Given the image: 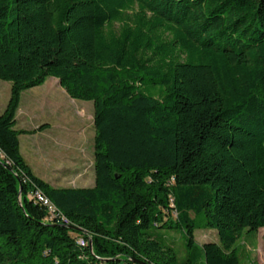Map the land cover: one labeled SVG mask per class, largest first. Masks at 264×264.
<instances>
[{"label": "trees", "instance_id": "trees-1", "mask_svg": "<svg viewBox=\"0 0 264 264\" xmlns=\"http://www.w3.org/2000/svg\"><path fill=\"white\" fill-rule=\"evenodd\" d=\"M49 77L93 103L92 187L20 153L48 127L15 129L21 93ZM0 80V264H240L264 228V0H0ZM160 230L184 233L183 261Z\"/></svg>", "mask_w": 264, "mask_h": 264}, {"label": "rangeland", "instance_id": "rangeland-1", "mask_svg": "<svg viewBox=\"0 0 264 264\" xmlns=\"http://www.w3.org/2000/svg\"><path fill=\"white\" fill-rule=\"evenodd\" d=\"M10 85V82L0 80V105L7 102L10 94ZM59 88L62 91L60 96H57L52 91L51 83H46L41 87L27 90L23 93L20 110H17L18 121L16 128H30L33 125H40L46 122H50L54 127L47 135L22 137V141L24 143L25 140H30V138L33 141H40L42 138V141H46L47 146H54L55 144L52 141L55 137H59L61 143L59 144L58 152L61 155L62 162H65L68 157H73L76 161L80 158L92 159L94 136L92 124L93 103L91 101L73 99L62 87L59 86ZM36 102L38 103L35 104ZM77 105L83 107L78 108ZM64 113L65 118L63 116ZM63 139H65V144ZM80 164L82 163H77L78 166ZM32 167L34 173L42 179H47V176H53V174L49 175L47 173L46 168H41L36 163H33ZM37 170L42 171V174ZM90 172L94 176L92 169ZM32 191L33 189L28 191L26 198L34 203L31 198ZM18 198L21 201V193L19 191ZM199 220L200 218L197 221ZM164 232H166L165 242L172 246L178 261H183L187 257L184 233L181 230L161 231V233ZM194 236L198 246L205 242H218L216 230L198 228L194 231ZM234 247L240 257V264H264V228H260L258 231L244 230L236 240ZM196 264H204L203 254L200 255Z\"/></svg>", "mask_w": 264, "mask_h": 264}, {"label": "crops", "instance_id": "crops-1", "mask_svg": "<svg viewBox=\"0 0 264 264\" xmlns=\"http://www.w3.org/2000/svg\"><path fill=\"white\" fill-rule=\"evenodd\" d=\"M46 83L52 84V91H54L57 94V96L62 95V91L59 88L60 85H59L58 79H56L54 77H49L45 81L44 84H46ZM41 86L42 85L37 86V87H41ZM37 87H33L31 89H34ZM31 89H28V90H31ZM24 92L21 93L18 110H20L21 97H22V95H24L23 94ZM36 95H38V94H36ZM55 95H53V96H55ZM6 103L7 102L0 105V114L3 112V110L6 106ZM37 103L38 102H36L35 104H37ZM77 107L82 108L83 106L77 105ZM17 113H16V118H15L16 123L14 126L16 130H27V131L28 130H35L40 125H42V124L33 125V127H30V128H25V127L24 128H16V124L18 121ZM63 116H64V118L66 117L65 113ZM43 124H45V123H43ZM46 124H48V127H46L43 130H37L35 133H32V134L22 133L19 135L20 153H21L22 157L24 158L25 162L30 166L33 174L35 176H37L34 173V170L32 167V164L36 163L39 167L46 168L47 173H49V175L53 174V176H51V177L47 176V179H42L41 177L37 176L38 178L48 182L53 187H61V188H66V187H92L94 185V176H92V173L90 172V170L92 169L93 159H91V158L90 159L89 158H87V159L80 158V159H78V161H76L75 158L68 157L65 162H62L61 158H60L61 155L58 152L59 144L61 143V140L59 137H55L54 140L52 141L55 144L54 146L53 145L47 146V144L45 143L46 141L45 142L42 141L43 140L42 138L40 139V141H36V140L33 141V139L30 138V140H25L23 143L22 137H37L36 135H47V133L52 131L54 126L50 122H46ZM63 143L65 144V139H63ZM83 157H85V156H83ZM79 162L82 163V164H80L81 168H80V165L79 166L77 165V163H79ZM37 171L40 174H42V171H40V170H37Z\"/></svg>", "mask_w": 264, "mask_h": 264}, {"label": "built area", "instance_id": "built-area-1", "mask_svg": "<svg viewBox=\"0 0 264 264\" xmlns=\"http://www.w3.org/2000/svg\"><path fill=\"white\" fill-rule=\"evenodd\" d=\"M31 198L34 200V201H36V202H38V204H40L41 206H43V208L46 210V212H47V217L49 218V219H54V218H58L59 217V220L61 221V222H63L64 224H69L68 222H65L64 220H63V218L58 214V212L56 211V209L55 208H53L50 204H49V202L44 198V197H42L41 196V194L37 191V190H33L32 191V194H31ZM79 240H81L84 244H85V241L82 239V238H79Z\"/></svg>", "mask_w": 264, "mask_h": 264}, {"label": "water", "instance_id": "water-1", "mask_svg": "<svg viewBox=\"0 0 264 264\" xmlns=\"http://www.w3.org/2000/svg\"><path fill=\"white\" fill-rule=\"evenodd\" d=\"M19 193H21V183H19ZM68 229H74V230H77V231H80V229L74 227V226H67Z\"/></svg>", "mask_w": 264, "mask_h": 264}, {"label": "bare ground", "instance_id": "bare-ground-1", "mask_svg": "<svg viewBox=\"0 0 264 264\" xmlns=\"http://www.w3.org/2000/svg\"><path fill=\"white\" fill-rule=\"evenodd\" d=\"M48 201V200H47ZM49 202V201H48ZM49 204L53 207V205L49 202ZM54 208V207H53ZM65 222H67L65 219H63ZM79 245H85L81 240H78Z\"/></svg>", "mask_w": 264, "mask_h": 264}]
</instances>
